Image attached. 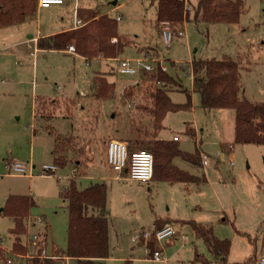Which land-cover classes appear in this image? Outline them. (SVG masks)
Here are the masks:
<instances>
[{
  "label": "rangeland",
  "instance_id": "1",
  "mask_svg": "<svg viewBox=\"0 0 264 264\" xmlns=\"http://www.w3.org/2000/svg\"><path fill=\"white\" fill-rule=\"evenodd\" d=\"M187 1L190 18L176 28L185 35L174 37L170 45L164 43L157 25L158 0H65L43 8L36 0V11L24 22L0 26V246L14 264H22L14 251L15 242L19 239L26 246L34 233H40V245L48 255L68 254L71 209L62 191L71 190L73 181L78 189L94 183L106 187L110 246L106 264H221L196 234L195 222L212 226L219 238L232 240L229 263L252 256V264H263L264 144L235 142L233 108L202 106L200 94L193 90L191 63L224 57L238 61L245 96L252 102H264V0H243L240 18L232 23L196 19L199 0ZM77 11L81 15L110 11L113 18L120 15L116 32L124 43L118 57L144 58L149 57L148 51L164 61L178 82L167 85L171 100L185 104L191 98L190 106L167 113L157 137L172 140L176 134L182 151L209 154L213 160L205 168L178 155L173 159L180 169L200 176L199 183L171 182L161 179V174L148 182L129 180L107 162L105 149L110 139L151 138L152 129H146L153 125L151 113L144 107L151 105L153 83L143 71L119 73L115 60L92 58L88 64L85 58L65 51L33 53L37 44L28 46L29 33L45 36L72 26ZM101 73L114 84L106 95L97 94L95 79ZM128 87L132 94L125 96ZM40 98L59 100L37 106L44 119L52 112L49 121L33 112V103L36 99L40 103ZM190 127L196 134L189 132ZM220 152L225 159L217 157ZM57 157L65 162L58 163ZM8 160L35 166L34 175L12 174L15 171ZM43 164L58 167L42 175ZM11 194L34 199L33 219L25 232L16 231L15 218L5 209ZM37 216L44 217V223L34 220ZM159 220L170 222L176 231L173 237L154 242L161 248L162 261L148 254L146 241L135 240L143 231L154 230ZM29 251L44 258L31 245ZM0 264L7 263L0 260ZM53 264L65 262L55 260ZM70 264L78 261L71 259Z\"/></svg>",
  "mask_w": 264,
  "mask_h": 264
},
{
  "label": "trees",
  "instance_id": "2",
  "mask_svg": "<svg viewBox=\"0 0 264 264\" xmlns=\"http://www.w3.org/2000/svg\"><path fill=\"white\" fill-rule=\"evenodd\" d=\"M189 8L187 0H158L157 22L168 21L176 30L186 19L190 18ZM36 9V0H0V26L21 23L32 16ZM243 9V0H199L195 6V18H202L210 22L232 23L239 20ZM87 16L90 20L89 23L78 31L64 32L60 39L40 38L39 46L42 48H66L75 39L79 52L90 57L99 54L105 57L118 56L123 50L124 42L119 38L115 42L112 41L113 37H118L116 18L95 11ZM144 73L149 75L148 77L153 83L149 93L151 105L144 107L151 113L150 120L153 125L151 127L145 125V127L148 130L152 129V136L149 139L129 137L127 141L129 149H145L153 153V179L161 174V179L171 182L199 183L200 176L190 174L173 163L174 157L178 155L200 165L198 151L196 153L184 152L179 149L175 139L164 140L157 137L167 113L180 107L190 106L191 98L185 104H176L171 100L167 85L178 82L170 76L168 71L155 70L144 71ZM192 73L193 90L200 94L201 104L205 109L233 108L235 110V142L264 144V102H252L245 96L241 82V65L238 61L228 57L194 61L192 62ZM95 80L98 95H106L114 88V84L108 82L104 77H96ZM108 87L111 88L109 91ZM131 90L132 87L125 88L124 95L130 96ZM47 117L50 118V116ZM50 131L54 132L53 127ZM189 132L194 133L193 128L190 127ZM57 139H59L58 136ZM56 149L60 151L58 147ZM56 160L62 164L65 162L61 157H57ZM202 179L206 180V176L203 175ZM62 193L69 197L71 209L68 254L75 258L78 264H106L105 259L110 257V246L109 211L105 185L94 183L83 189L73 187ZM33 202L34 199L30 195L11 194L8 197L5 209L14 216L18 233L27 230L26 220L30 216ZM166 224H170V222L159 220L156 226L162 227ZM193 227L196 234L204 239L212 254L219 259L221 264L253 263L252 256L242 262L229 263L228 257L232 240L219 238L214 234L212 226L195 222ZM14 247L16 255L29 252V245H23L19 239L15 242ZM150 247L152 250L156 248L154 242H151ZM37 250L40 253L42 249L39 247ZM7 258L5 250L0 248V260L7 263ZM51 263L52 260L39 259L36 255L35 258L26 260L25 264ZM213 263L207 262L206 264Z\"/></svg>",
  "mask_w": 264,
  "mask_h": 264
},
{
  "label": "built area",
  "instance_id": "3",
  "mask_svg": "<svg viewBox=\"0 0 264 264\" xmlns=\"http://www.w3.org/2000/svg\"><path fill=\"white\" fill-rule=\"evenodd\" d=\"M65 0H37V4L39 7H49L52 4H63ZM119 18V17H118ZM76 23L78 25H83L84 21L81 18H76ZM161 34L164 40V43L170 45V42L176 36H184L185 32L183 30H175L170 25L168 21L161 22ZM38 37L31 39L29 42L36 43ZM29 47L31 45L29 44ZM70 51L77 52L76 47L74 45H70L68 47ZM37 51L36 46H34L33 53ZM118 70L121 74H138L139 72L144 71H155L162 70L167 71V66L164 64L162 59L154 58V57H136V58H122L119 60ZM193 75V73H192ZM159 83V82H158ZM175 140L179 139L178 135H174ZM228 149H233V144H228ZM217 157L219 159H225V153L220 152ZM106 158L107 162L112 166V168L118 172L126 171L129 179L138 180L141 182H148L153 179L154 176V156L153 153L149 150L145 149H135L130 150L128 143L123 140L112 138L107 143L106 148ZM213 159L210 158L209 154L204 151H200V161L201 166L203 168L207 167ZM230 163L233 164L234 161L232 158L229 159ZM8 164L17 174H23L28 176L34 175V167L31 164L22 163L14 160H8ZM56 164H43L41 166L42 175H50L57 170ZM38 223H43L44 218L38 216L35 218ZM30 221V219H29ZM176 234V231L172 224H166L162 227H156L154 230L143 231L139 236L135 238V240L143 239L148 244V254L155 260L162 261L165 260L161 251V248L156 246L154 250L150 248V242L160 241L165 238L173 237ZM42 240L40 233H34L29 238V245L33 246V248H39L40 241ZM1 248V247H0ZM37 252V251H36ZM24 259H32L35 258L36 253L28 252L25 255L18 254ZM41 256L47 259L57 260L62 259L65 260L66 264H70V256H62L52 255L49 256L46 254L45 250L42 249ZM13 263V259L7 258V264ZM260 263L264 264V254L260 257ZM213 264H218L214 262Z\"/></svg>",
  "mask_w": 264,
  "mask_h": 264
},
{
  "label": "crops",
  "instance_id": "4",
  "mask_svg": "<svg viewBox=\"0 0 264 264\" xmlns=\"http://www.w3.org/2000/svg\"><path fill=\"white\" fill-rule=\"evenodd\" d=\"M118 6H120V4L118 5ZM39 7V6H38ZM41 8V7H40ZM112 9H114V8H112ZM91 11H88L87 13H85L84 15H81L80 14V12L79 11H77L76 12V15L74 16V20H73V24L74 25H72V26H68V27H63V28H59V29H57V30H52V31H49V32H47V34L45 35V36H43V35H37V36H34L32 33H29L28 34V39H27V43L28 44H31L32 42H29L31 39H33V38H35V37H38V40H37V42L36 43H34V44H37V46H36V48H37V51H40V50H49V51H51V50H58V51H65V52H68V53H71V54H73V55H75V56H79V57H82V58H85L86 60H87V63L88 64H90V60L92 59V58H94V59H102V58H107V59H109V60H115V61H117V66H116V70H117V68H118V64H119V60L120 59H122L121 57H118V56H115V57H105V56H103V55H101V54H99V55H96V56H94V57H90V56H88V55H85V54H83V53H81V52H79V50H78V48H77V44H76V40L74 39V41L72 42V43H70L66 48H42V47H40L39 46V39L40 38H46V37H52V38H54V39H60L61 37H62V34L64 33V32H67V31H71V30H75V31H78L80 28H82V27H84V25H86L87 23H89V19L87 18L88 16L87 15H89V13H90ZM100 14H108V15H110V11H107L106 13H100ZM81 18L83 21H84V24L83 25H78L77 23H76V18ZM119 17V18H118ZM114 18H116V20H119L121 17H120V15H117L116 17H114ZM24 22V21H23ZM22 23V22H21ZM157 25H158V27H160V32H161V23L159 24L158 22H157ZM25 26V25H24ZM23 26V27H24ZM22 27V28H23ZM26 28V27H25ZM25 28H23L22 30H24ZM117 39H118V37H113L112 38V41L113 42H115V41H117ZM70 45H74L75 47H76V50H77V52H73V51H70L69 49H68V47L70 46ZM29 46V45H28ZM146 54H148L150 57H153L152 55H150L149 54V52L147 51L146 52ZM128 58H134V57H128ZM191 67H192V63H191ZM117 71H119V70H117ZM168 71V70H167ZM166 71V72H167ZM120 73V72H119ZM96 77H104V78H106L105 77V75L104 74H99V75H96ZM193 80V79H192ZM109 82V81H108ZM111 83V82H110ZM49 102V101H51V102H54V104H56L59 100H56V99H53V100H51V99H46V98H43V99H39V102L40 103H38V99H36V101L34 102L35 103V105H34V103H33V112L36 114V116H41L42 117V115L41 114H39V111H38V108H37V106L40 104V105H43V103L44 102ZM48 114H50V118H48L47 116H45V119L44 120H46V121H49L52 117H53V114H52V112L50 113V112H48ZM48 118V119H47ZM51 123H47V125L48 126H52V125H50ZM53 127V126H52ZM36 130V129H35ZM54 130V129H53ZM193 130H194V133L196 134V131H195V129L193 128ZM56 134H60V133H56ZM176 135V134H175ZM173 137H174V135H173ZM172 137V139H174ZM180 140V137H179V139L178 140H176L177 142ZM124 141H128V139H126V140H124ZM108 143V142H107ZM229 144H232V143H229ZM106 148H107V145H106ZM199 153V152H198ZM105 155H106V149H105ZM85 156V155H84ZM199 156H200V154H199ZM182 157V156H181ZM183 158V157H182ZM107 159V158H106ZM184 159V158H183ZM186 160V159H185ZM19 162V161H18ZM201 162V161H200ZM77 163H82V160H80V161H77ZM27 164H29V163H27ZM194 164V163H193ZM56 165H58V164H56ZM194 165H196V164H194ZM196 166H198V167H201V164L200 165H196ZM10 167V166H9ZM11 168V167H10ZM124 172V171H123ZM121 173V172H120ZM12 174H14V175H16L17 173H12ZM125 174V178L126 179H129V177H128V174H127V172H125L124 173ZM17 175H22V176H28V175H23V174H17ZM205 176V175H204ZM117 177H118V175H117ZM119 177H122V176H120L119 175ZM123 178V177H122ZM129 180H132V179H129ZM136 181H138V180H136ZM74 182V187H77V182L76 181H73ZM78 188V187H77ZM69 188H66V189H64L63 191H65V190H68ZM62 191V192H63ZM63 194V193H62ZM38 217V216H37ZM30 218H32L33 219V217L30 215L29 217H28V219L26 220V225L28 226V223H29V219ZM35 218L36 217H34V220H35ZM44 218V217H43ZM44 221H45V218H44ZM44 223V222H43ZM171 224V223H170ZM29 245V244H28ZM1 247V246H0ZM39 247H41V249H44L43 248V245H40ZM2 249H4L3 247H1ZM5 250V249H4ZM42 251V250H41ZM47 254V253H46ZM22 255H25V254H22ZM48 255V254H47ZM60 257H62V256H70L69 254H66V255H60V254H58ZM16 256H18V257H20L19 258V260H21L20 262L22 263V264H25L26 263V260H28V259H24L23 257H21V256H19V255H16ZM50 256V255H49ZM71 259H75V258H73L72 256H70V260ZM108 259V258H107ZM107 259H105V261H107ZM52 260V259H51ZM57 260H62V259H57ZM70 260H69V263H70ZM55 260H52V264H53V262H54ZM228 261H229V258H228ZM64 262H66L65 260H64ZM66 264V263H65Z\"/></svg>",
  "mask_w": 264,
  "mask_h": 264
}]
</instances>
